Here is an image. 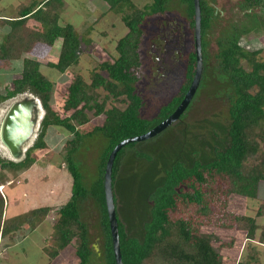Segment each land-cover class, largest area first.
<instances>
[{"label":"trees","instance_id":"16d2710c","mask_svg":"<svg viewBox=\"0 0 264 264\" xmlns=\"http://www.w3.org/2000/svg\"><path fill=\"white\" fill-rule=\"evenodd\" d=\"M103 1L111 11L121 15L122 21L129 30L116 44V59L112 63L104 62L99 65L107 76L92 72L89 84L79 78L75 79L67 87L63 106L64 111L69 114L60 122L52 115H45L43 122L39 123L32 142L23 150L19 158L15 159L9 153L8 157L0 156V186H2L10 178H16L19 173L26 172L33 165L35 158L31 153L44 148L43 137L46 125L53 124L61 128L64 126L65 129L74 132L77 126L88 123L87 112L93 111L94 116L101 114L105 116L103 124L95 127L92 132L84 136L76 134L63 156L65 170L71 177L70 197L57 210V220L51 229L55 248L51 249L49 254L52 258L56 257L59 250L76 238L75 254L79 259L78 264H92L94 256L99 258L102 264H115L103 192V175L107 158L121 141L147 133L172 114L189 87L195 67L193 0H179L185 7L191 31H189L191 41L188 35L190 43L185 81L178 87L176 93L158 108L153 117L142 116L145 101L136 86L142 74L144 60L141 50L144 37L141 24L147 20V17L164 16L172 0H152L143 11H137L129 0ZM199 3L201 51L205 55L207 45L205 36L216 22L217 14L206 0H199ZM62 5V0L20 4L17 17L0 18V25L7 27L0 41V63L18 60L23 53L29 52L35 43L53 46L56 40L61 39L57 63L47 65L62 73L68 67L77 64L83 45L71 24H60L59 11L62 10ZM238 5L242 11H253L251 14H246L251 15L247 20L248 23L242 24L238 20L231 22L216 40L219 64L217 77L228 83L230 91L227 96L229 103L227 145L215 148L212 158L202 159L194 154L189 164L174 162L165 168L160 180L151 182L146 189L145 217L140 230L130 231L127 224L118 216L115 205L122 264H220L219 253L212 245L214 236L198 233V227L190 220L192 213L188 210L197 208L199 211H204L207 208L209 204L207 198L210 194L216 195L211 190L216 178H234L233 183H244L253 191L260 181H264V59L260 56L263 50L259 47L247 50L241 45L244 36L259 27L255 12L257 9L264 11V0H241ZM29 20L37 22L42 33L35 34L27 26ZM243 61L247 69L242 66ZM19 69V77L12 81V89L7 90L6 96L0 99L29 94L36 98L43 110H48L46 103L53 85L41 76L39 62L25 57L21 60ZM97 89L107 93L101 102L96 100ZM110 97L124 103V109L120 110L114 106L105 109L106 100ZM94 134L104 139L105 146L97 164L98 175L91 187L87 188L80 172V161L76 160L75 156L79 144L85 141L86 137ZM134 145L135 143L127 144L116 154L112 166V189L121 169V152ZM253 158L257 159L254 166L243 165L244 161ZM89 197L93 198L100 212L99 226L103 241L100 252L91 247L88 229L82 221L80 212L81 204ZM113 199L115 204L114 192ZM4 212L5 203L0 195V237L12 238L23 229H27L29 236L37 227L45 223L44 219L50 208H38L12 219H5ZM253 229L252 227L248 231L251 237L254 234ZM260 242L264 243V240ZM237 264H248V262Z\"/></svg>","mask_w":264,"mask_h":264},{"label":"rangeland","instance_id":"374dc122","mask_svg":"<svg viewBox=\"0 0 264 264\" xmlns=\"http://www.w3.org/2000/svg\"><path fill=\"white\" fill-rule=\"evenodd\" d=\"M42 1L0 0V18H15L20 4L29 5L32 2ZM206 1L216 10L217 20L205 36L207 45L205 55L202 53V75L190 103L179 119L158 136L135 143L134 146L125 148L121 152V169L113 184V192L116 197L117 214L130 231L141 229L145 217L146 189L151 182L160 180L165 168L174 162L189 164L194 154L202 159L212 158L215 148L227 145L229 125L227 96L230 91L228 83L217 77L219 64L216 40L231 22L238 20L242 24H247L251 15L246 14H251L253 11L240 10L238 3L241 0ZM62 2V10L59 11L60 24H71L83 45L77 64L68 67L62 73L47 65L57 63L61 39L56 40L53 46L35 43L29 52L23 53L18 60L0 63V97L2 98L6 96L7 90L12 89V81L19 77L21 60L25 57L37 60L41 76L53 85L46 103L48 110H43L36 98L29 94L0 99V122L14 102L30 97L38 103L34 133L23 150L32 142L36 129L45 115H52L60 122L69 114L64 111L63 106L67 87L75 79L79 78L89 84L92 72L107 76L99 65L104 62L112 63L116 59V44L129 32L121 15L111 11L103 0H62ZM129 2L137 11H143L152 0H129ZM255 13L259 27L245 35L241 45L247 50L262 48L260 56L264 59V11L257 9ZM27 26L35 34L42 33L40 25L33 20H29ZM161 26L174 30L172 34L175 41L181 32L187 33L183 42L184 52L190 43L188 35L191 41L188 17L184 5L179 0L171 1L164 16L153 15L142 22V35H145L147 40L145 46H141L144 62L136 86L145 101L142 116L146 118L153 117L158 108L168 101L185 81L186 52L176 63L175 56L173 58L168 51L173 61L168 67L169 74L156 68V63L152 61L155 53L148 52L150 41L154 42L158 38L156 28ZM6 31L7 27L0 25V41ZM178 45L179 43L176 46ZM169 49L172 53L173 48L169 47ZM179 53L178 51L175 54L178 56ZM242 66L247 69L244 61ZM95 94L97 102H101L107 93L97 89ZM112 106L122 110L125 104L110 97L106 100L105 109ZM87 116L88 123L77 126L74 132L65 129L62 123L60 124L63 128L53 124L46 125L43 137L44 148L31 153L35 158L33 165L26 172L19 173L16 178H10L0 186V195L5 203L3 215L5 219L19 217L38 208H50L44 219L45 223L37 227L29 236L27 229H23L12 238L0 237V264L79 263L75 254L76 238L59 250L56 257L52 258L49 251L55 248L51 229L57 220V210L70 197L71 177L65 170L63 156L76 134L84 136L92 132L95 127L101 126L105 119L103 114L94 116L93 111L87 112ZM103 140L98 134H94L86 137L85 141L79 144L75 157L80 161V172L87 188L91 187L98 175L97 164L105 146ZM0 156L8 157V152L1 143ZM256 162L257 159L253 158L244 161L243 165L252 167ZM233 179L216 178V183L211 187L212 193L216 195L210 194L207 198L209 204L204 211H199L197 208L188 210L192 213L190 220L198 227V233L214 236L212 245L219 253L220 264L239 262L264 264V243L260 242L264 240V181H260L253 191L244 183H233ZM80 212L82 221L88 229L91 247L100 252L103 245L99 226L100 212L92 197L81 204ZM247 219L252 221L249 222ZM252 227L253 237L248 235ZM92 264H102V262L94 256Z\"/></svg>","mask_w":264,"mask_h":264},{"label":"water","instance_id":"95a60500","mask_svg":"<svg viewBox=\"0 0 264 264\" xmlns=\"http://www.w3.org/2000/svg\"><path fill=\"white\" fill-rule=\"evenodd\" d=\"M200 19L201 10L199 0H193V47L195 54V67L189 87L176 109L172 114L147 133L121 141L113 148L107 158L103 175V192L115 264H122L120 259L117 218L112 189V166L115 156L121 148L127 144L148 141L160 134L177 121L187 108L199 86L202 75ZM37 106L38 103L34 98L24 97L23 99L14 102L3 116L0 124V142L11 157L15 159L23 154V147L31 141L36 124Z\"/></svg>","mask_w":264,"mask_h":264},{"label":"flooded vegetation","instance_id":"af4514ba","mask_svg":"<svg viewBox=\"0 0 264 264\" xmlns=\"http://www.w3.org/2000/svg\"><path fill=\"white\" fill-rule=\"evenodd\" d=\"M165 27L166 26H163V27L161 26L158 29L156 28V31L158 32V38L154 42L150 41V44H149V47H148V52L150 51L151 53H155L154 57L152 58V61H154V63H156V68L157 69H161V70H163V72L165 71L166 73L169 74L168 67H169L170 62L173 63V61L170 59L168 51L173 56V58L175 56L174 62L177 63L179 61V58L182 57L183 53L185 54V52H186V57L188 58V46H189V43H188V45L186 47V50L184 52V50H183V42H184V37H187V33L184 32V31L181 32L179 34V37L177 38V41H175L174 37H173V34H172L174 32V30L172 31L171 29H167ZM146 40H147V38L144 35L143 40H142V44H143L142 46L143 47L146 44L145 43ZM178 43H179V45L176 46ZM169 47L173 48L172 53H171L170 49L168 50ZM178 51L180 53L177 56L175 53H177ZM142 53H143V51H142ZM176 56L178 58H176ZM187 58H186V64H187ZM145 61H146V59H145ZM143 62H144V60L142 61V64H143ZM185 69H186V66H185ZM172 70H171V73H172ZM190 82H189V84H190ZM139 92L141 94L140 90H139ZM1 122H2V120H1ZM1 122H0V124H1Z\"/></svg>","mask_w":264,"mask_h":264}]
</instances>
